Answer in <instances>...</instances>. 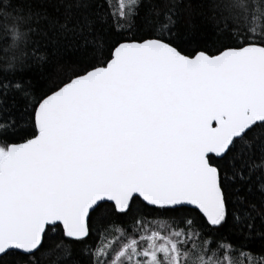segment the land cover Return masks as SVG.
Wrapping results in <instances>:
<instances>
[{"label": "snow or ice", "instance_id": "6c2138e0", "mask_svg": "<svg viewBox=\"0 0 264 264\" xmlns=\"http://www.w3.org/2000/svg\"><path fill=\"white\" fill-rule=\"evenodd\" d=\"M210 2L214 51L177 31L183 0H0V264H236L264 241V0ZM50 47L96 62L38 91Z\"/></svg>", "mask_w": 264, "mask_h": 264}, {"label": "trees", "instance_id": "16d2710c", "mask_svg": "<svg viewBox=\"0 0 264 264\" xmlns=\"http://www.w3.org/2000/svg\"><path fill=\"white\" fill-rule=\"evenodd\" d=\"M15 2V0H14ZM35 6L36 0H32ZM118 3V0H115ZM163 10V6H161ZM210 0H183L177 16L176 28L181 35L194 36L202 44L208 45L209 51H214L212 47L216 40L215 21L213 19ZM12 20L0 14V27L11 26ZM49 61L43 67L33 68L28 73L38 91L55 90L68 82L74 75L83 74V69L96 61L90 56H84L80 53L76 55L62 53L55 48L50 47ZM257 206V211L264 209V203L259 196L253 201ZM103 231V229H102ZM113 233H105L107 238H111ZM95 239V237H94ZM255 244L250 245L241 255L240 250L233 254L236 264H250L248 253H251V264H264V241H261L260 234H255ZM7 264H14L13 257L4 258ZM47 264V261L44 262Z\"/></svg>", "mask_w": 264, "mask_h": 264}]
</instances>
